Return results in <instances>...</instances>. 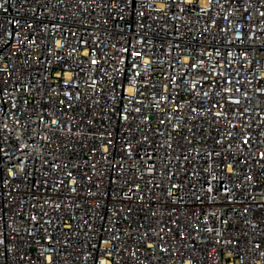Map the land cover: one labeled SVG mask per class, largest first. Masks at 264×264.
<instances>
[{
    "label": "built area",
    "instance_id": "obj_1",
    "mask_svg": "<svg viewBox=\"0 0 264 264\" xmlns=\"http://www.w3.org/2000/svg\"><path fill=\"white\" fill-rule=\"evenodd\" d=\"M0 264H264V0H0Z\"/></svg>",
    "mask_w": 264,
    "mask_h": 264
}]
</instances>
